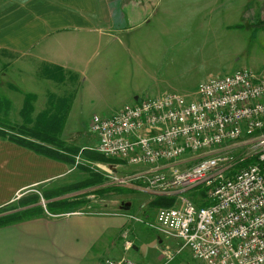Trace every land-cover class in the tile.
I'll return each instance as SVG.
<instances>
[{
	"label": "crops",
	"instance_id": "crops-1",
	"mask_svg": "<svg viewBox=\"0 0 264 264\" xmlns=\"http://www.w3.org/2000/svg\"><path fill=\"white\" fill-rule=\"evenodd\" d=\"M252 1L0 0V65L15 67L21 72L36 68L42 75L44 69L79 74L88 67L93 54L101 49L103 55L91 74L94 83L117 78L119 80H114L117 84L133 85L144 60L154 63L162 75L172 74L171 70L176 69V78L190 79L199 71V80L206 82L220 77H213L212 72L201 76L203 66L212 60L213 50L218 51L220 26L223 33L242 32ZM262 2L264 4V0ZM221 5L225 11L220 15ZM250 13L252 17L257 16ZM178 17L181 23L172 20ZM220 18L227 23L219 24ZM169 28H178L179 31L171 32ZM133 32L131 45L113 47L104 44L107 38L117 36L119 40ZM196 37L200 46L193 49L191 43ZM202 41H205L203 45ZM206 44L211 46L207 53ZM125 54L134 59V67L121 64ZM236 69L240 68L231 69V73ZM126 100L133 104L139 97L133 92L124 101L111 102L108 96L103 98L100 95L98 101L115 105L113 110L117 111L126 105ZM70 108L69 105L65 111L59 135L64 130ZM70 165L0 138V208L27 196L32 192L30 189L64 177L70 173ZM128 187L147 192L137 184ZM116 230L119 229L102 214L89 216L71 211L54 215L45 210L41 216L0 228V264H37L42 256L54 264L50 255H55L56 261L57 258L61 260L63 263L60 264H105L103 252L98 253L96 249L106 250L109 245L107 254H110L111 246L115 245ZM123 231L119 232L124 239ZM159 244L169 245L161 238ZM132 248L137 249L134 244ZM126 251L129 250H125L123 244L122 252L125 254ZM157 264H165L161 255Z\"/></svg>",
	"mask_w": 264,
	"mask_h": 264
},
{
	"label": "built area",
	"instance_id": "built-area-1",
	"mask_svg": "<svg viewBox=\"0 0 264 264\" xmlns=\"http://www.w3.org/2000/svg\"><path fill=\"white\" fill-rule=\"evenodd\" d=\"M193 96L146 97L93 116L95 151L134 168L116 179L119 184L178 196L176 205L157 209L145 223L180 243L174 250L164 246L165 264L184 249L197 264H264V71L236 69L199 84ZM197 153L209 155L176 167ZM197 188L199 202L181 195ZM105 264L141 263L119 258Z\"/></svg>",
	"mask_w": 264,
	"mask_h": 264
},
{
	"label": "rangeland",
	"instance_id": "rangeland-1",
	"mask_svg": "<svg viewBox=\"0 0 264 264\" xmlns=\"http://www.w3.org/2000/svg\"><path fill=\"white\" fill-rule=\"evenodd\" d=\"M262 3V0H253L250 3L251 8L248 12L249 15L246 18L244 28L241 30L242 32L232 30L228 33H223L220 26L218 51L215 52L213 50L212 60H209L203 66L202 77L206 72H212L213 77L227 75L231 73V69L237 67L253 71H264V4ZM223 6L221 5L219 8L220 15L225 11ZM250 12L254 15L257 14V16L252 17ZM172 20L175 23H181L179 17L177 19L172 18ZM196 22L199 21L197 20ZM169 23H172V21H169ZM220 23L224 24L227 22L223 18H220ZM169 30L171 32L179 31L178 28H169ZM116 37L107 38V42L104 44L113 47L131 45V40H134V32L119 38V40ZM194 39L191 44L194 46L192 48L196 49L200 46V41L197 37ZM204 42L202 41L201 45ZM210 47V44L205 45V53H207V49H210ZM117 51L119 50L117 49ZM102 55L103 51L101 49L93 54L88 67L79 74L64 70L44 69L43 72H46L47 75H53L51 78H44L43 76L46 77V74L42 75V72L36 68L26 69L22 71V75V72L15 67H2L0 65V96L12 99L10 110L2 116L0 115V123L7 125L9 129L11 127L17 128L22 124L19 112L23 95L10 91L11 89L7 87L8 84L14 83L23 93L35 94V100L32 103L33 112L31 114L33 122L42 112L52 113L55 107L58 108L61 98H68V106H71L69 117L63 132L61 135H58L63 144L61 147L56 146L51 148H57L60 154H66L74 159V163L70 165L71 171L62 178L30 189V191L32 190L31 193L35 192L41 196L42 192H57L58 196L50 201L56 199L57 201L68 200L70 203L67 208L61 206L62 209L65 208L64 212L78 211L89 216H99L102 214L103 218H107L108 221L114 223L119 230L115 232V245L111 246L112 251L110 254H107L110 249L109 245L106 250L101 248L96 249L98 253L103 252L101 253L103 260L125 257L141 264H157L161 251L166 245L162 246L159 244V238L161 237L148 228L145 223L153 222L157 209L161 207L156 208L151 205L153 195L144 191L128 189L129 184L136 185L134 182L127 184H119L117 182L116 179L129 176L135 170L132 167L126 166L120 160L106 158L95 151L98 145L97 138L91 132L90 122L93 116H109L115 111L113 110L115 105L113 106L111 103L107 105L98 101L100 95L103 98L108 96V100L111 102L124 101L126 96L133 92L139 99L176 93L183 96L186 100H190L194 97L193 94L197 86L202 82L204 83V81L199 80V71L190 79H187V77L176 78V69L171 70L172 74L167 76L162 75L154 63L144 60L142 69L139 68L140 74L138 78L134 79L137 82H134L133 85L117 84L114 80L119 79L115 78V76V79L101 80L94 83L91 81V74L93 67L98 64ZM126 58L127 61H125ZM120 62L123 66L134 67V59L131 60L126 54L122 55ZM149 73L151 75H148ZM59 79L66 81L65 83H61ZM50 96H54L55 99L50 100ZM125 104L128 105L130 103L126 100ZM9 129L8 132L12 134ZM68 150H76L77 152L73 153ZM66 151L70 154L66 153ZM205 155L209 154L197 153L187 155L184 163L176 167L178 169L189 167L198 160H201ZM199 190L200 188L193 189L181 195L197 201L198 199L194 198L193 195ZM177 197H173L174 203L172 206L178 203ZM45 203L43 199H40V205L44 209ZM16 205L19 206V201L9 206ZM119 214H130L139 221L131 220ZM121 230L128 232L125 240L121 237V233L119 232ZM161 239L169 243L167 248L171 250L180 246V243L176 240ZM108 240L110 242L111 237ZM126 241L130 243L129 248H126ZM123 244L124 249L129 250L125 254L122 252ZM133 244L137 249L132 248ZM112 256L117 258H112ZM50 257L51 259L53 258L54 264L62 262L61 260L58 261V258L56 261L55 255H50ZM59 257L61 258L62 256L59 255ZM91 262L93 263V261ZM37 264H50V262L42 256L37 260ZM169 264H197V262L191 258L189 250L184 249Z\"/></svg>",
	"mask_w": 264,
	"mask_h": 264
},
{
	"label": "trees",
	"instance_id": "trees-1",
	"mask_svg": "<svg viewBox=\"0 0 264 264\" xmlns=\"http://www.w3.org/2000/svg\"><path fill=\"white\" fill-rule=\"evenodd\" d=\"M46 77L51 78L53 75L46 74ZM59 80L62 82L64 79ZM8 87L13 91L22 94L24 97L23 105L19 112L22 124L17 128L11 127V129H9L7 128V125H2L0 123V138L26 148L38 155H43L53 160L73 164L74 159L70 156H67L66 154L63 155L62 153L60 154L57 148H51L56 146L61 147L63 144V142L58 138V135L65 119V111L69 108V99L61 98L60 106L58 108L55 107L52 113L42 112L33 122L31 114L33 112L32 103L35 100L34 94L23 93L13 84H9ZM51 99H55V97L50 96V100ZM10 107V101L5 97L0 96V115L2 116L3 114H6L10 110ZM8 129L12 134L8 132ZM68 151H72L73 153L77 152L76 150ZM69 152L66 151V153L70 154ZM57 196V192H42L41 196L34 192L21 198L19 200V206L16 205L0 208V228L23 220L31 219L33 217L41 216L44 214L45 210L54 215L64 213L65 208L62 209L61 206L67 208L70 202L68 200L50 201L55 199ZM40 199H43L46 202L45 209L42 205H40ZM194 201L196 202V200ZM173 203V197L154 196L151 205L156 208L171 207Z\"/></svg>",
	"mask_w": 264,
	"mask_h": 264
}]
</instances>
